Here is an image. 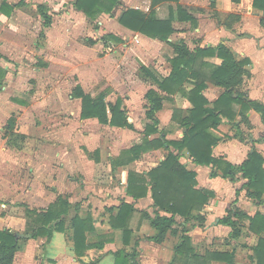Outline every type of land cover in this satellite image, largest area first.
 Instances as JSON below:
<instances>
[{
	"label": "rangeland",
	"instance_id": "374dc122",
	"mask_svg": "<svg viewBox=\"0 0 264 264\" xmlns=\"http://www.w3.org/2000/svg\"><path fill=\"white\" fill-rule=\"evenodd\" d=\"M7 1L14 3V9L8 17L0 12V67L6 68L0 88V230L30 235L38 225L32 211L43 210L32 200L42 198L43 186L51 190L53 185L49 177L44 179L43 165L48 164L54 170L60 167L61 160L55 156L56 151L60 149L64 154L71 153L73 156L75 150L82 148L85 135L90 139H95L97 135L103 141L107 139L111 150L113 145L116 148L128 142L134 143L141 136L139 130L128 134L108 129L94 121L80 120L77 116L79 100L72 98L75 85L79 84L94 97L105 93L108 102L114 103L117 97H121L126 103L127 115L143 128L147 108L144 94L149 88L156 87L152 79L144 76L143 68L157 77L166 76L172 50L167 43L133 32L118 22L121 10L138 7L144 11L149 0H120L110 13L103 12L95 18L77 10L74 0ZM169 1L172 2L158 5V16L165 17L168 5L176 4V1ZM179 2L195 14L201 13V25L204 27L197 32L188 24L178 23L177 32L170 38H182L188 45H193L196 39L217 41L208 31V26L216 23V6L211 5L210 0ZM40 3L51 15L52 23L48 28L43 26L36 8ZM239 13H247L246 5L239 7ZM164 104L165 109L172 107L170 100ZM161 113L158 114L159 119L163 118L165 111ZM10 117L15 118L18 129L27 133L22 148L7 144L8 135L4 127ZM175 129L172 124L166 128L176 135ZM46 174L51 175V172L46 171ZM98 180L111 179L102 176ZM116 183L117 177H112L111 184ZM142 223L139 211L134 212L129 221L130 228L138 231ZM29 239L30 236L18 239L13 263L54 264L46 258V252L43 255V251L36 248V241H46V237L40 236L34 241ZM60 240L61 234L55 233L54 251L62 250ZM200 244L201 241H196L193 245L199 248ZM222 244L213 241L206 249ZM33 248L34 251L29 254ZM143 249H147L145 245ZM95 258L96 255L93 256ZM110 260L106 257L101 264H108Z\"/></svg>",
	"mask_w": 264,
	"mask_h": 264
},
{
	"label": "trees",
	"instance_id": "16d2710c",
	"mask_svg": "<svg viewBox=\"0 0 264 264\" xmlns=\"http://www.w3.org/2000/svg\"><path fill=\"white\" fill-rule=\"evenodd\" d=\"M163 1L165 0H151L149 10L146 12L127 7L121 10L118 15V22L122 26L146 37L167 43L172 48L174 56L168 57L171 71L164 77H157L149 69L143 68L144 76L152 79L158 90L165 94H161L154 88H149L146 91L144 94L147 102L145 116L150 122L146 123L143 129V141L141 144H135L129 149L121 151L113 162L116 165L131 162L140 156V153L147 148L145 147L147 144L149 147L155 148L171 146L178 152L174 153L168 150L163 160L145 174L133 171L128 173L127 195L137 200L150 192L153 200L152 215L144 210L139 211L132 202L123 201L118 206L117 213L110 216L109 224L112 228L122 229L123 244L128 245L133 232L129 221L134 212L139 211L141 217L147 219L154 230V234L149 237V240L161 243L167 234L178 236L179 239L174 245L173 257L169 264H210L214 260L232 264L234 250L207 249L204 254L196 251L189 232L194 226H203L205 217L194 211H199L209 201L213 193L207 189L195 188L197 184L195 172L187 170L185 164L179 162V158L183 150H186L195 163L217 166L221 169L222 176L228 177L230 180H233L235 174L239 172L241 177L246 179V182L241 186L246 190V197L256 205L262 204L264 201V157L257 150H252L237 166L214 158L211 156V148L218 141V137L214 135L211 128L217 127L221 116L232 120V115L235 114L233 109L235 103L241 107L237 112L240 122L248 123L246 112L249 109H254L260 114L264 123V106L247 99L244 93L237 89L242 83L243 76L247 75L244 68L247 60L237 61L231 50L223 43L214 47L197 46L191 50L182 39L168 40L175 31L173 26L175 20L195 23V18L180 4H177L175 8L169 6L166 17H158L155 6ZM231 1L238 2L239 0ZM119 3L120 0H74L73 2L75 8L89 18H95L103 12L110 13ZM252 5L254 8L264 11V0H252ZM36 8L43 26H50L52 19L46 6L40 3L36 5ZM13 9L14 5L8 3L7 0L1 1L0 12L5 16H9ZM112 37L119 40L116 36ZM208 56H216L222 61L219 65H214L204 60ZM5 74L6 70L0 67V88ZM206 81L223 88L213 103H210L202 94V90L206 87ZM187 83H191L193 86L187 87ZM175 93H180L192 104V108L185 112L181 109L173 111L172 117L178 119L180 124L185 127L183 136L180 139L172 140H166L163 136L152 140L148 139L150 134L158 132V119L155 114L162 108L163 99L169 94ZM72 97L81 99V118H96L102 124L133 129L132 123L128 121L122 108L120 97H117L114 103H106L105 93L92 97L89 93H85L79 84L73 88ZM234 124L237 127L239 122ZM15 126V118L10 117L4 127L5 133L8 135L7 144L20 148L25 137L15 131ZM240 189L236 190V195ZM32 212L35 213V221L38 224L35 231L30 234L32 238L42 236L49 240L54 231L63 232L70 228L73 234L72 251L79 260L87 249L103 246L102 242L86 243V232L93 230L92 217L88 215L85 219L80 218L76 211L69 214L70 204L60 196L47 209ZM215 221L230 228L228 235L230 239H237L242 227L256 234V241L251 247L253 253L249 259L253 264H264V214L256 212L251 216L233 205L226 210L225 215ZM17 241L18 239H15L12 231L0 230V264H13L18 248ZM236 244L240 245V243L232 242L233 246ZM137 246L136 241L130 252L124 248L114 251V264H139ZM241 246L244 247L245 244H241ZM98 259L89 263L80 262L81 264H95Z\"/></svg>",
	"mask_w": 264,
	"mask_h": 264
},
{
	"label": "crops",
	"instance_id": "0c3cea01",
	"mask_svg": "<svg viewBox=\"0 0 264 264\" xmlns=\"http://www.w3.org/2000/svg\"><path fill=\"white\" fill-rule=\"evenodd\" d=\"M1 1L2 0H0V4ZM150 2L151 0H149L147 8L150 7ZM163 2L172 1L165 0ZM13 4L14 3H12V5ZM159 4L155 6L156 13ZM177 4L182 5L187 12L195 18V23H192L191 21L175 20L173 22L175 31L172 34L177 32L178 29L176 24L178 23L188 24L192 27V29L199 32L200 28L204 27L201 25L202 14H195L193 11L181 4L179 0L176 1V4L171 5L175 8ZM210 4L216 6L214 19L217 26L214 22H212V24L208 26V31L218 39L217 41L210 42L196 39L192 43L193 45H188V43L182 38L171 39L170 37L172 34L169 36L168 40L173 41L182 39L191 50L197 46L214 47L219 43H223L231 50L237 61L247 60L244 65L247 75L243 76L242 83L237 87V89L242 91L247 99L256 101L264 106V11L254 8L252 0H239L238 2H233L231 0H210ZM242 5H246V14L239 13V7ZM147 8L144 10L145 12L148 11ZM1 15L8 17L2 13ZM220 38H222V40ZM172 56H174L173 51L170 57ZM204 60L214 65H219L222 61L216 56H208L205 57ZM4 69L6 70V68ZM170 71L171 67L169 68L168 74ZM186 86L192 87L193 84L187 83ZM155 89L158 90L157 87H155ZM158 91L161 94H165L160 90ZM222 91L223 88L210 81H206V87L202 90V94L210 103H213ZM84 92L88 93L86 91ZM72 98L79 100L77 116L83 122L94 121L95 123H98L108 129L111 128L113 130H120L121 132H127L128 134L134 130H139L141 132V136H138L134 143L128 142V144L119 145L116 148L113 145V150H111V144H109L107 139L103 141V138L101 136L98 137V135L95 139H90L83 134L85 136L82 138V148L78 149V151L75 150L73 156H71V153L64 154L63 151H60V149L59 151H56L55 156L59 157L61 160L59 164L60 167L54 170L53 167H49L48 164L43 165V167H45L43 171L44 179H46L45 177H49L48 179H51L53 184L51 185V190H49L50 188L47 189L46 186H43L41 189H44L45 191L42 198L31 200L34 201L35 206L45 210L51 203L55 202L59 196L64 198L70 204L69 214L76 211L80 218L85 219L89 215L93 219V230L87 231L85 234L86 243L102 242L103 246L101 248L92 247L87 249L85 254L80 257L79 260L72 251V230L67 228L65 230L66 232L54 231L49 240L45 241L40 239L39 241H36V248H40V250L43 251V255L44 252H46V258L54 261V264H81L80 261L89 263L94 260V255H96V258H99L95 264H101L102 260L106 257L111 259L108 264H114L113 252L119 248H124L127 252H130L137 241V261L139 264H169L173 257L174 245L179 239L177 235L167 234L161 243H155L149 240V237L154 234V230L150 226L149 221L147 219H143L140 229L138 231L133 230L130 236L129 244L124 245L122 229L112 228L109 224V218L111 215H115L117 213L118 206L123 201L132 202L135 208L139 211L144 210L152 215L153 200L150 192H148L145 197L138 198L137 200H134L131 196L127 195L126 187L128 173L129 171H133L138 174H145L163 160L168 150L174 153H177L178 151L171 146L168 148H155L149 147L147 144L145 145L147 148L140 153L138 158L127 164L116 165L113 160L120 155L121 151L129 149L135 144L142 143L144 137L143 129L146 123H149L150 120L144 115L146 121L143 128H141L137 125L138 122L136 123L132 121L133 119L127 115V107H125L126 103H123L122 101V108L125 111L128 121L132 123L133 129L102 124L96 118H81V99L76 97ZM169 100L172 103V107L170 109L163 108L165 101ZM105 101L106 103L108 102L107 99ZM191 108L192 104L190 101L180 93L169 94L166 96V98L162 101V108L155 114L158 119V132L150 134L147 138L152 140L158 136H163L166 140L180 139L183 136L185 127L180 124L178 119H174L172 117L173 111L174 109H181L185 112ZM240 108L239 104H233L235 114L232 115V120L225 116H221V121L217 127L211 128L214 135L218 137V141L212 145L211 156L235 166L241 164L246 155L252 150H257L264 157V123L262 122L261 116L254 109H249L246 112L249 122H240V116L237 113ZM162 110H164L165 113L163 118L159 119L158 116L162 114ZM238 122V126H234V123ZM169 124L176 127V135H174V132L166 130ZM164 126L165 129L163 128ZM15 131L25 137L21 144L22 148L26 140L27 133L22 129H18L17 124L15 126ZM102 141L103 143H101ZM79 150H82V152H79ZM124 158L126 159V157ZM57 160L59 161V159ZM179 162L185 164L187 170L195 172L197 182L195 187L196 189H207L213 193L209 201L204 204L199 211H194L195 213H200L205 217L203 226H194V228H192L189 232L193 244L196 243V241H201V244L199 245L200 247L198 248L196 246V251L200 254H204L207 250L206 248H208L207 245H210L213 241H220V243L223 242V244L218 247H212L211 250H234V261L232 264H253L249 259V256L253 253L251 247L254 245L257 235L249 231L247 228L242 227L240 236L235 240L230 239L228 237L230 228L226 225L216 223L215 220L225 215L226 210L231 208L233 205L244 210L251 216H253L256 212L264 214V201L262 204L256 205L252 200L246 197L245 188H241V186L246 182V179L242 178L239 172L235 174L233 180H230L228 177L222 176V171L217 166L212 164L201 165L195 163L192 156H190L186 150H183L180 154ZM46 171L51 172V175H45ZM102 176H106L111 180H98ZM115 176L117 177V183L113 185L111 184L112 177ZM76 179H78V182ZM90 180H93L92 184ZM238 189L240 190L236 195V190ZM93 194H97L98 196H93ZM234 201L235 204H233ZM55 233L61 234L60 243L62 250L59 251H54L53 247ZM142 233H144V235H141ZM39 237L40 236L36 238L31 237L29 240L34 241V239H39ZM169 238H171L172 241L169 240ZM232 242L240 243V245L236 244L233 246ZM241 244H245V246L243 247ZM144 245L147 249H143ZM139 246L140 249H138ZM33 251L34 248L28 253L30 254ZM211 264H225V262L214 260Z\"/></svg>",
	"mask_w": 264,
	"mask_h": 264
},
{
	"label": "water",
	"instance_id": "95a60500",
	"mask_svg": "<svg viewBox=\"0 0 264 264\" xmlns=\"http://www.w3.org/2000/svg\"><path fill=\"white\" fill-rule=\"evenodd\" d=\"M29 236H30L29 234L24 235L22 233H14V237L16 240L19 238H29Z\"/></svg>",
	"mask_w": 264,
	"mask_h": 264
}]
</instances>
